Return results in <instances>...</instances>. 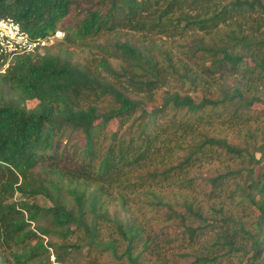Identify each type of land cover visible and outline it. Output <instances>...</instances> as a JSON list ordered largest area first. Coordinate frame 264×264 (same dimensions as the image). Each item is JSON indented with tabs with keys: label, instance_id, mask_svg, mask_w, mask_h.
Here are the masks:
<instances>
[{
	"label": "trees",
	"instance_id": "16d2710c",
	"mask_svg": "<svg viewBox=\"0 0 264 264\" xmlns=\"http://www.w3.org/2000/svg\"><path fill=\"white\" fill-rule=\"evenodd\" d=\"M0 17L65 34L0 72L2 264H264V0H0Z\"/></svg>",
	"mask_w": 264,
	"mask_h": 264
},
{
	"label": "rangeland",
	"instance_id": "374dc122",
	"mask_svg": "<svg viewBox=\"0 0 264 264\" xmlns=\"http://www.w3.org/2000/svg\"><path fill=\"white\" fill-rule=\"evenodd\" d=\"M60 33L61 34H59V35L56 34V36H53L50 38V39H52V42L46 48L51 47L52 45H54V44H56V43H58L64 39V37H65V36H63L64 33L63 32H60ZM124 35H125L124 37H126V33H124ZM125 39L132 40L135 43L139 42V37L135 34H132L131 36L126 37ZM160 40H162V42H165L167 45L172 43L171 41H169L170 39H167L166 37H162V39H160ZM45 49H43L39 53L43 54ZM174 51H175L174 53H177L176 50H174ZM88 57H89V55L87 52L82 51V50H77L75 52V55L73 56V62L81 65L82 66L81 68L83 71H88L87 67L84 66L83 64H81V63H83L84 60L86 61L87 59H89ZM114 63H116V62H114ZM5 70L6 69L0 68L1 73H3V71L5 72ZM184 85H185L186 90H188V92L191 95H193L194 97H197V98L199 95L201 96L202 93L205 94V92L207 95L212 96L215 93H221V91H222L221 88L216 87L215 85H213V86L210 85V81H208L206 79H204L202 84L200 85L202 87V89L199 86L194 85L191 79L186 80V83ZM261 96L264 97V93L261 94ZM2 105H7V106L11 105V106L17 107V108H21L24 106V104L21 101L20 95L17 93H15L13 96L9 95L8 98H3L2 99ZM37 105H38L37 101H31V102L26 103V106L28 107V109H35L37 107ZM255 109L263 110L264 106L258 104L255 107ZM111 127H112V129L117 130L118 123L112 122ZM65 142L67 143L68 140ZM74 143L75 144L73 146L75 147L79 143V141H75ZM257 157L260 158V154H258ZM243 168L248 169V170L251 169L249 163L244 165ZM247 175H246L247 178H246L245 185H244L245 188H247L249 186V184L252 181V178H254V177L256 178V177L260 176V171L258 169H256V173L254 176H252V174H250V173L248 174V172H247ZM38 203H40L41 206L48 205L44 199H39ZM110 206H111V213H112L111 215H113V212H115V211L118 212L120 215H122L121 211H119L120 207H119L118 203H112ZM100 233H101V237L105 241H107L108 239L111 238L110 237L111 229L106 224L100 227ZM70 239H72L73 242L76 240L75 237L70 238ZM43 241H44V244H48V243L59 244L61 242V240L58 237H49V236L43 237ZM49 252H50L49 258H50L51 264H115L116 263V261H114L113 257L106 252H96L92 255H88L87 254L88 250H84L82 252H76L74 255H71V254H61L60 251L56 252L55 250H53L51 248H50ZM165 253L167 256H169V252L165 251ZM57 254H60V256L58 257ZM1 260H2V256L0 255V264H2ZM188 261L189 260H181L178 263L179 264H188ZM153 264H157V262H155Z\"/></svg>",
	"mask_w": 264,
	"mask_h": 264
},
{
	"label": "built area",
	"instance_id": "2783aa9c",
	"mask_svg": "<svg viewBox=\"0 0 264 264\" xmlns=\"http://www.w3.org/2000/svg\"><path fill=\"white\" fill-rule=\"evenodd\" d=\"M50 38H33L15 19L0 17V68L8 69L17 57L41 52L52 42Z\"/></svg>",
	"mask_w": 264,
	"mask_h": 264
}]
</instances>
